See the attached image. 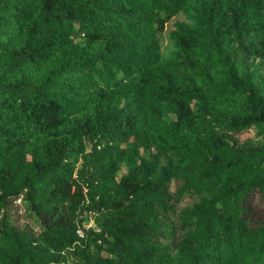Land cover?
Listing matches in <instances>:
<instances>
[{
	"label": "trees",
	"instance_id": "16d2710c",
	"mask_svg": "<svg viewBox=\"0 0 264 264\" xmlns=\"http://www.w3.org/2000/svg\"><path fill=\"white\" fill-rule=\"evenodd\" d=\"M0 264H264V0H0Z\"/></svg>",
	"mask_w": 264,
	"mask_h": 264
},
{
	"label": "rangeland",
	"instance_id": "374dc122",
	"mask_svg": "<svg viewBox=\"0 0 264 264\" xmlns=\"http://www.w3.org/2000/svg\"><path fill=\"white\" fill-rule=\"evenodd\" d=\"M177 21H186V22H192V19L189 15H187L185 12H180L176 15H174L171 19H169L166 22V26L164 31L162 32L161 36V46H162V52L163 54H168L170 49L172 48V38L170 36V32L172 29L176 27ZM256 127H251L246 130H243L239 133H237V136L241 141L245 139H252L253 141L257 142L261 136H258L256 134ZM127 170V166H123L120 173H123ZM181 181L180 178H174L171 181L170 188L172 191H175L178 187L179 182ZM200 195H190L186 196L183 200L179 202L177 205V211L182 209L183 207H187L191 205L194 201L198 200ZM11 213L14 221L20 226L24 227L26 224H30V227H32L35 230H39V226L36 224L32 223L30 219L26 216L25 214V209L24 206L21 202V198H18L13 201L12 208H11ZM88 225H95V222L92 218H90L88 221H86ZM182 232V228L178 226L177 233L180 235Z\"/></svg>",
	"mask_w": 264,
	"mask_h": 264
},
{
	"label": "built area",
	"instance_id": "2783aa9c",
	"mask_svg": "<svg viewBox=\"0 0 264 264\" xmlns=\"http://www.w3.org/2000/svg\"><path fill=\"white\" fill-rule=\"evenodd\" d=\"M89 225L87 224V227H88ZM78 232L81 234V235H83V229L80 227L79 229H78Z\"/></svg>",
	"mask_w": 264,
	"mask_h": 264
}]
</instances>
